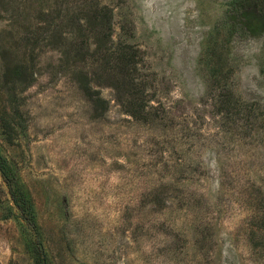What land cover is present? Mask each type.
I'll return each instance as SVG.
<instances>
[{
	"label": "rangeland",
	"instance_id": "obj_1",
	"mask_svg": "<svg viewBox=\"0 0 264 264\" xmlns=\"http://www.w3.org/2000/svg\"><path fill=\"white\" fill-rule=\"evenodd\" d=\"M89 2L111 7L112 48L138 50L146 119L109 84L94 105L60 70L100 63L99 35L85 56L74 46ZM48 9L57 33L35 46ZM241 13L236 0H0V264H264V35Z\"/></svg>",
	"mask_w": 264,
	"mask_h": 264
},
{
	"label": "trees",
	"instance_id": "obj_2",
	"mask_svg": "<svg viewBox=\"0 0 264 264\" xmlns=\"http://www.w3.org/2000/svg\"><path fill=\"white\" fill-rule=\"evenodd\" d=\"M236 1L238 9L242 12L246 29L253 35H264V0ZM81 7L91 11L92 14L83 19H80L79 15L73 22V26L79 30L81 37L79 41L75 39L76 41L74 42L76 49H79L76 54L81 53L82 56H85L88 49H90L89 34L92 32L99 35V42L96 45L94 55L100 59V63L90 71L84 65L77 68L71 67L66 63L67 61L65 62L61 58L60 60L63 62H61L60 70L64 73H75L81 90L94 105L95 103L104 104L105 102L100 95L98 86L109 84L115 91L116 101L126 113L137 119H146V116L151 113L152 104L149 101L153 99L148 98L145 94V84L140 79L138 50L130 43L120 44L116 49L109 45L113 40V13L109 5L101 2H89ZM41 13L45 17H41L43 24L38 28V36L34 39L35 46L51 44V40L57 33V17L54 16L50 9L41 11ZM57 15L61 17L62 10H58ZM60 27L62 28V26ZM68 32V35H70L71 30ZM65 39H69V37L67 36ZM58 42L61 41L58 40ZM62 53L67 55V49H64ZM30 54L32 57H36L33 54V50L30 51ZM25 67L28 66L25 65ZM104 78L109 83L101 81ZM10 107L16 108L14 111H17L19 105H10ZM0 169L7 178V172L1 164ZM14 200L17 203L15 196ZM24 218L30 224L34 235L39 239V233L31 219V215L24 213ZM40 253L42 256L45 255L42 246L40 247Z\"/></svg>",
	"mask_w": 264,
	"mask_h": 264
}]
</instances>
